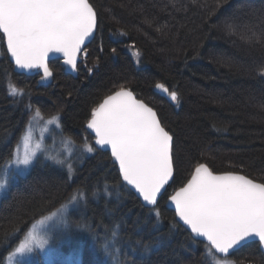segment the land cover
Returning a JSON list of instances; mask_svg holds the SVG:
<instances>
[{
	"label": "trees",
	"instance_id": "obj_1",
	"mask_svg": "<svg viewBox=\"0 0 264 264\" xmlns=\"http://www.w3.org/2000/svg\"><path fill=\"white\" fill-rule=\"evenodd\" d=\"M89 3L98 23L75 76L52 60L51 83L40 86V73L13 71L0 39V168L11 158L32 108L46 117L58 114L64 135L79 145L87 139L94 149L71 175L39 158L16 177L0 198V264L37 218L75 192L86 198L70 211L71 223L87 228L95 249L117 232L123 264H210L206 243L175 223L165 203L201 163L214 173L237 172L264 183V0ZM9 83L23 94L9 95ZM157 83L175 91L178 102L155 92ZM121 88L151 106L173 136L174 176L155 208L144 207L121 182L109 153L96 149L84 128L92 109ZM95 249L84 240L82 264H106ZM229 258L264 264L257 242ZM28 264L43 261L38 256Z\"/></svg>",
	"mask_w": 264,
	"mask_h": 264
},
{
	"label": "snow or ice",
	"instance_id": "obj_2",
	"mask_svg": "<svg viewBox=\"0 0 264 264\" xmlns=\"http://www.w3.org/2000/svg\"><path fill=\"white\" fill-rule=\"evenodd\" d=\"M97 23V13L89 0H0V39L6 44L7 54L17 68L42 69L44 79L52 75L46 62L49 53H61L64 64L73 71L77 69L79 54L84 52L87 56L84 45L94 34ZM155 87L167 93L171 101L178 102L175 91L162 83ZM8 91L15 97L24 90L9 83ZM35 115L41 116L40 111ZM58 119L53 116L47 123L58 124ZM86 127L94 132L96 145L110 148L122 181L135 189L145 206L155 208L175 170L173 136L161 125L156 112L136 99L131 91L121 88L92 109ZM22 141V152L14 149L9 163L27 167L41 146H31L30 131L23 134ZM85 150L94 151L87 144ZM56 163L64 161L56 160ZM4 187L5 182L0 180V189ZM78 196L84 199L86 193L74 194L68 203H78ZM168 201L175 207L178 218L175 223L182 222L186 230L190 229L193 239L206 241V256L214 264H232L227 259L231 250L249 240H257L264 248V183L234 173L215 174L201 163ZM64 207L32 226L9 253L8 264L14 260L15 264H21L16 258L35 250L49 257L55 255L47 247L48 236L41 235L37 228L53 217L56 224L64 223ZM155 214L159 216L158 210ZM116 237L113 231V246ZM104 252L114 256L108 244Z\"/></svg>",
	"mask_w": 264,
	"mask_h": 264
},
{
	"label": "rangeland",
	"instance_id": "obj_3",
	"mask_svg": "<svg viewBox=\"0 0 264 264\" xmlns=\"http://www.w3.org/2000/svg\"><path fill=\"white\" fill-rule=\"evenodd\" d=\"M134 57L137 52L135 50L131 51ZM135 64L139 66V63L133 58ZM264 78V71L260 74ZM37 109L32 108L28 117V121L25 125L24 131L17 142L14 149H18L22 152L23 150V134L28 131L31 132V141L30 144L32 147H35L36 144H40V148L36 150V155L34 157L33 163L29 166L25 167L23 165L16 166L10 164L9 161L12 159V156L9 160H7L4 165L0 168V180L5 182V187L0 189V198L6 193L8 188L13 184L18 175L25 174L31 166L36 162L37 159L41 158L43 161L50 162L58 167H61L69 172V166L71 167V173L73 170V166L79 163L84 157L88 156L89 152L85 150V145L91 146V144L86 140L82 144H76L69 137L64 135L60 128V123L58 119V124H48L47 121L56 116L59 118L58 114H53L51 116H36L35 113ZM92 147V146H91ZM56 160L64 161L63 164L56 163ZM81 192L73 193L66 201H64L57 208L51 210L50 212L44 214L43 216L37 218L28 228V230L24 233V235L20 238V241L24 238L25 234L32 228L37 221H40L42 218L51 216L53 213H57L58 210L64 207V223L56 224V218L53 217V220L47 221L45 224L38 225V232L41 235H47L50 244L47 246L54 250L55 255L53 256H45L44 253L39 250H35L32 254H28L25 257H17L16 260H20L21 264H28L35 260L37 257H41L43 264H52L54 262H61L63 264H82V246L84 244V240L88 239V243L95 249V241L93 238L89 236L87 228L82 224H72L69 219V213L72 210H78L82 207L84 199H80L78 196V203L73 202L69 204V200L71 197L76 194L78 195ZM105 194V193H104ZM84 226L83 228L78 226ZM117 233V232H116ZM112 236V235H111ZM17 243L16 246L20 243ZM105 244H108L112 247L114 252V256H108L104 252ZM15 246V247H16ZM14 247V248H15ZM14 248L10 251L12 252ZM96 253L100 254L103 262L106 264H123L120 259V249L115 242L113 246V238H106L103 242L102 246L95 249ZM9 252V253H10ZM9 253L6 255L4 264H8L7 257ZM224 258V257H219ZM232 264H240L233 261L229 256L227 257ZM210 264H214L211 257H209ZM15 264V260L13 262Z\"/></svg>",
	"mask_w": 264,
	"mask_h": 264
},
{
	"label": "water",
	"instance_id": "obj_4",
	"mask_svg": "<svg viewBox=\"0 0 264 264\" xmlns=\"http://www.w3.org/2000/svg\"><path fill=\"white\" fill-rule=\"evenodd\" d=\"M95 32H96V29H95V31H94V34L91 36V37H89L88 38V40H86V42H85V45H84V48H85V50H86V47H87V45L92 41V39L94 38V35H95ZM4 42V41H3ZM4 46H5V49H6V44L4 43ZM6 52H7V50H6ZM8 55V57H9V61L12 63V65H13V71L15 72V73H19V74H23V75H25V76H32V75H34V74H36V73H40L41 74V76L39 77V79H38V85H40V86H46V85H48L49 83H51V78H52V75H51V77H49V78H47V79H44L43 78V76H44V74H43V71H42V69H30V70H24V69H20V68H17L16 66H15V63L11 60V57H10V55L9 54H7ZM85 57V54H84V52H81L80 54H79V57H78V63L83 59ZM52 60H59L60 61V63H61V65H62V67H63V70H64V72L66 73V74H69V75H72V76H75L76 74H77V69L75 70V71H73L72 69H71V67L70 66H68V65H65L64 64V58H63V55L61 54V53H49V56H48V58H47V64L49 63V61H52ZM78 65V64H77ZM48 67H49V64H48ZM49 69H50V67H49ZM50 71H51V69H50ZM52 72V71H51ZM125 89V88H124ZM120 89H118V90H116V91H119ZM127 90H129V89H127ZM154 90H155V92H157V93H159L161 96H163L164 98H166V99H168L169 101H171L170 100V98H169V95L167 94V93H164V92H162L161 90H158V89H156V87H154ZM116 91H114V92H116ZM130 91V90H129ZM113 92V93H114ZM132 92V91H131ZM113 93H111V94H109V95H112ZM133 93V92H132ZM108 95V96H109ZM133 95H134V97L136 98V99H138L137 97H136V95L133 93ZM107 97V96H106ZM105 97V98H106ZM105 98H103L102 99V101L100 102V103H102L103 102V100L105 99ZM138 100H140V101H142V102H144L143 100H141V99H138ZM99 103V104H100ZM145 103V102H144ZM98 104V105H99ZM146 104V103H145ZM97 105V106H98ZM146 105H148V104H146ZM149 106V105H148ZM149 107H151V106H149ZM152 108V107H151ZM153 109V108H152ZM154 110V109H153ZM155 111V110H154ZM156 112V111H155ZM157 114V113H156ZM157 117H158V115H157ZM91 118V117H90ZM89 118V119H90ZM159 119V118H158ZM160 121V120H159ZM88 122V121H87ZM87 122H86V124L84 125V128H85V130L88 132V134L92 137V144L95 146V148L96 149H98V150H101V151H104V152H108L109 153V155L111 156V150H110V148H108V147H106L105 146V148H101L100 146H98V145H96L95 144V134H94V132H92V130H90V129H87V127H86V125H87ZM162 125V124H161ZM112 158V157H111ZM112 162L115 164V162L113 161V159H112ZM115 166H116V168H117V170H118V173H119V167H118V165L117 164H115ZM206 166V165H205ZM206 167H208V166H206ZM209 168V167H208ZM194 170V169H193ZM225 173H234V174H239V175H243V174H241V173H237V172H225ZM215 174H224V173H215ZM245 176V175H244ZM247 177V176H246ZM190 178V177H189ZM249 178V177H248ZM173 179V178H172ZM172 179L170 180V182H169V184L166 186V189L169 187V185L171 184V182H172ZM249 179H251V178H249ZM120 180H121V182L130 190V191H132L134 194H135V196L140 200V202H141V204L144 206V207H146V208H153V206H145V203L142 201V198H139V194L138 193H136V191H135V189L134 188H132L130 185H127L126 184V182H123L122 181V178H120ZM254 181V180H253ZM254 182H256V183H260V182H257V181H254ZM166 189L164 190V192L166 191ZM163 192V193H164ZM162 193V194H163ZM174 193V192H173ZM172 193V194H173ZM171 195V194H170ZM169 195V196H170ZM162 196V195H161ZM160 196V197H161ZM168 196V197H169ZM159 197V198H160ZM168 197H167V200H166V203H165V205H166V207L168 208V209H170V210H172L173 212H174V214H175V207H174V205H171L170 204V202L168 201ZM175 219L176 220H178V218L177 217H175ZM179 224H181L182 226H183V223L182 222H179ZM184 228H186V226H183ZM189 232H190V229L188 230ZM191 233V232H190ZM192 235V234H191ZM196 240H199V241H202V242H204V243H206V241H203V238H199V237H197V238H195ZM251 242H257L258 243V241L257 240H249V241H247V242H244V243H242L240 246H238V247H236L234 250H231V253L232 252H234V251H236L237 249H239V248H241V247H243L244 245H246V244H248V243H251ZM259 244V243H258ZM259 248H260V250H261V252L263 253V255H264V248H261L260 246H259Z\"/></svg>",
	"mask_w": 264,
	"mask_h": 264
}]
</instances>
